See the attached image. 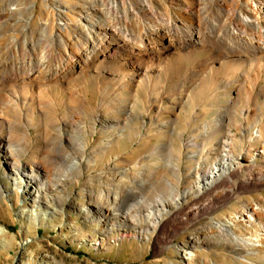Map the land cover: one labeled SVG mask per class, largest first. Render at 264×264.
<instances>
[{"label":"bare ground","instance_id":"6f19581e","mask_svg":"<svg viewBox=\"0 0 264 264\" xmlns=\"http://www.w3.org/2000/svg\"><path fill=\"white\" fill-rule=\"evenodd\" d=\"M38 121L40 144L23 162L26 142L12 132L28 136ZM143 128L156 140L133 160L108 159L97 189L81 188L80 211L140 223L121 196L135 195L127 182L160 174L143 168L151 152L175 161L170 192L143 200L156 208L139 231H152L158 251L187 223L258 192L189 234L168 264H264V0H0V150L22 194L33 189L38 201L65 188L114 139Z\"/></svg>","mask_w":264,"mask_h":264},{"label":"rangeland","instance_id":"374dc122","mask_svg":"<svg viewBox=\"0 0 264 264\" xmlns=\"http://www.w3.org/2000/svg\"><path fill=\"white\" fill-rule=\"evenodd\" d=\"M38 9L36 8L37 13H39ZM136 107L138 111L143 110V105L140 103ZM209 116V113L205 115L207 118ZM143 117L146 119V115ZM39 123L40 121L35 122V126L30 127L31 133L28 136L21 133L24 129L26 130L25 127L17 128L12 132L14 139L18 138L17 141L26 142L27 153L20 154V160L23 162L29 161L30 153L40 144L38 135L41 124ZM131 124L136 125L135 122ZM98 128L100 129V126ZM176 128L180 129V125H177ZM144 132L147 134L144 135ZM153 133L143 128L141 135L136 136L132 133L131 137L118 136L113 140L112 146L99 156L96 163H89L85 166L83 171L85 177L71 179L65 188H58L49 193L41 192L38 201H33L31 198L33 196L30 194L33 189L31 192H26L25 195L22 194L27 190L25 181H22L21 175H16L6 163L3 157L4 148H2L3 152L0 150V228L2 229V233H0V264H168L170 260L178 262L177 255L179 254L176 247L185 241L189 234L207 226L211 218L231 215L234 210L241 207L245 200L250 201L258 197V192H252L230 199L213 213L200 216L195 220L196 222L194 220V222H189L192 224L187 223L184 231L170 235L168 243L157 244L162 248L158 251L155 248L156 242L152 231L148 228V237L139 231L141 224H144L143 219L146 211H153L156 208L153 203L147 205L143 203V200H149L154 192H170L165 188V185L175 181L172 172H170V167L175 161L172 160L169 163L165 158H158L148 152L145 153L148 156L144 154L143 168H147L152 173L160 171V174L154 176L150 173L144 175L143 179L127 182L126 189L131 187L135 195L123 194L121 196L122 198L130 197L129 204L122 206V209L131 208V214L137 217L140 223L132 218H130V222H126L116 217H111L100 223L89 221V218L80 211L82 205H87L89 202V197L81 192V188L89 186L95 191L98 186V175L104 171L106 161L111 160L116 154L133 160L148 143L156 140V133ZM185 133H188V130ZM4 135V132L0 130V137ZM92 137L87 145L89 148L96 146L99 141L101 142L102 135L99 138V133H97ZM175 143L178 144L177 141ZM144 160L146 161L144 162ZM167 163L168 165H166ZM118 164L122 165L123 163L119 162ZM186 165L188 163L182 158L179 162L180 168H184ZM106 177L112 185L118 184L119 175L113 174ZM190 180L189 178L182 179L179 182V187L183 188L189 185ZM192 196L188 194L187 200H191ZM196 251L199 252V250ZM155 255L162 256V259L155 262Z\"/></svg>","mask_w":264,"mask_h":264}]
</instances>
